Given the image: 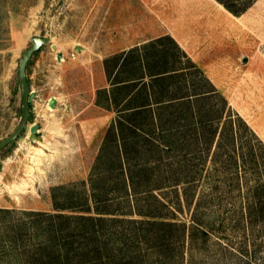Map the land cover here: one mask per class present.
I'll use <instances>...</instances> for the list:
<instances>
[{"label":"trees","instance_id":"trees-1","mask_svg":"<svg viewBox=\"0 0 264 264\" xmlns=\"http://www.w3.org/2000/svg\"><path fill=\"white\" fill-rule=\"evenodd\" d=\"M216 1L239 17L256 0ZM104 69L111 87L98 90L96 105L115 117L88 188L75 187L69 205L52 196L54 213L8 224L7 264H182L186 241L204 246L228 220L244 235L264 225V148L170 36L122 51ZM183 202L189 225L177 218ZM213 209L217 220L205 224Z\"/></svg>","mask_w":264,"mask_h":264},{"label":"rangeland","instance_id":"rangeland-1","mask_svg":"<svg viewBox=\"0 0 264 264\" xmlns=\"http://www.w3.org/2000/svg\"><path fill=\"white\" fill-rule=\"evenodd\" d=\"M165 34L220 92L225 113L246 122L258 140L255 148H264V0L239 17L216 0H0V141L20 120L19 60L32 36L50 39L26 69L35 94L27 132L0 151V209L10 211L0 214V247L10 246L8 224L24 220L30 211L54 213L52 196L69 205L75 187L80 190L83 182L88 188L105 130L115 117L96 105L98 90L108 87L104 61ZM51 98L56 100L53 112L47 107ZM34 123L39 141L28 139ZM39 143L46 146L36 164L33 147ZM260 153L264 160V150ZM167 198L175 201L173 193ZM191 213L183 202L177 218L189 225ZM218 214L206 211L205 224ZM228 221L204 246L186 241L182 264H264V225L244 235ZM4 250L0 264L13 257Z\"/></svg>","mask_w":264,"mask_h":264},{"label":"water","instance_id":"water-1","mask_svg":"<svg viewBox=\"0 0 264 264\" xmlns=\"http://www.w3.org/2000/svg\"><path fill=\"white\" fill-rule=\"evenodd\" d=\"M31 44L23 53L21 59L18 63L17 69V83L19 85L20 91V120L19 123L12 134L0 141V151L6 146L15 143L20 139L23 133L27 132L28 128V119L30 116V106L35 98L34 92L30 91L29 82L27 79L26 69L28 63L30 62L33 54L37 52L43 45L50 42L48 37H41L34 35L31 37ZM56 100L52 99L49 101V106L54 107ZM39 125L32 124L29 128L28 139L30 141L40 140L41 137L38 135Z\"/></svg>","mask_w":264,"mask_h":264},{"label":"bare ground","instance_id":"bare-ground-1","mask_svg":"<svg viewBox=\"0 0 264 264\" xmlns=\"http://www.w3.org/2000/svg\"><path fill=\"white\" fill-rule=\"evenodd\" d=\"M221 6V5H220ZM226 10V9H225ZM52 99H54V98H51L50 100H52ZM47 107H48V111H51V112H53L54 110H55V107H50L49 106V104L47 105ZM30 128V127H29ZM29 135V134H28ZM22 146V145H21ZM46 146V144L45 143H39V147H33V154L35 155V157H33V162L34 163H36V164H38V163H40V161H41V154H42V149L41 148H44ZM26 147V146H25ZM30 148V147H29ZM28 148V149H29ZM43 156V155H42ZM32 160V159H31ZM29 171V170H28ZM30 172V171H29ZM30 174H32V173H30Z\"/></svg>","mask_w":264,"mask_h":264},{"label":"crops","instance_id":"crops-1","mask_svg":"<svg viewBox=\"0 0 264 264\" xmlns=\"http://www.w3.org/2000/svg\"><path fill=\"white\" fill-rule=\"evenodd\" d=\"M221 5V4H220ZM222 6V5H221ZM223 7V6H222ZM224 8V7H223ZM225 9V8H224ZM228 12V11H227ZM231 14V13H230ZM162 36H170V35H167V34H165V35H161V36H158V37H156V38H152V39H150V40H148V41H144L143 43H141V44H138V45H135V46H140V45H143V44H145V43H147V42H149V41H151V40H154V39H157V38H159V37H162ZM175 42H176V44L180 47V49L188 56V54L185 52V50L178 44V42L172 37V36H170ZM135 46H133V47H135ZM132 48V47H131ZM130 49V48H129ZM128 49V50H129ZM127 51V50H126ZM189 58H190V56H188ZM76 58V57H75ZM191 59V58H190ZM191 61L192 62H194L192 59H191ZM195 63V62H194ZM196 64V63H195ZM198 67H199V65H197ZM200 68V67H199ZM201 69V68H200ZM202 70V69H201ZM104 71H105V69H104ZM203 71V70H202ZM204 73V72H203ZM207 78V77H206ZM208 79V78H207ZM210 81V80H209ZM107 82H108V80H107ZM213 85V84H212ZM111 86H110V83L108 82V87H106V88H102V89H109ZM215 87V86H214ZM108 112H110V111H108ZM114 119V118H113ZM113 119H112V121H113ZM111 121V122H112ZM110 122V123H111ZM110 125V124H109ZM108 125V126H109ZM107 126V127H108ZM106 131V130H105ZM105 134V133H104Z\"/></svg>","mask_w":264,"mask_h":264},{"label":"built area","instance_id":"built-area-1","mask_svg":"<svg viewBox=\"0 0 264 264\" xmlns=\"http://www.w3.org/2000/svg\"><path fill=\"white\" fill-rule=\"evenodd\" d=\"M72 57L75 59V54H74V55H72Z\"/></svg>","mask_w":264,"mask_h":264}]
</instances>
